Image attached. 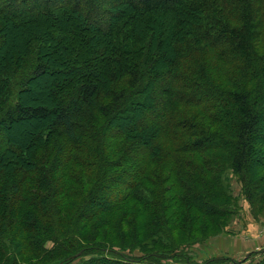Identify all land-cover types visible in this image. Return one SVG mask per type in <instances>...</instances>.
I'll list each match as a JSON object with an SVG mask.
<instances>
[{"label":"trees","instance_id":"16d2710c","mask_svg":"<svg viewBox=\"0 0 264 264\" xmlns=\"http://www.w3.org/2000/svg\"><path fill=\"white\" fill-rule=\"evenodd\" d=\"M229 172L257 219L264 0H0V264H224Z\"/></svg>","mask_w":264,"mask_h":264},{"label":"rangeland","instance_id":"374dc122","mask_svg":"<svg viewBox=\"0 0 264 264\" xmlns=\"http://www.w3.org/2000/svg\"><path fill=\"white\" fill-rule=\"evenodd\" d=\"M94 43H95V46H96L98 44L99 45L102 44V41L101 40H94ZM104 61H105L104 57H102L101 59H97V61H96L97 66L99 68H102V65H103ZM211 66H212V68H214L213 65H211ZM212 68H211V71H213ZM217 73L219 74V72H217ZM221 78L222 77L219 74V79H221ZM57 80H58V78H57L56 74H53V75L50 74V75H47L45 78H43L39 82V84H37L36 88H34V92L37 93L36 99H39L41 96H43L46 93V89L50 85L55 83ZM228 178H229V184L231 186V192L236 197V199L238 200L239 212L226 225V227L224 228L222 233H227L228 231H229V233H231V232L235 233L236 230H238L239 226L241 227V229L246 226L247 220L244 218L245 217V213L247 211H249L250 214H251V210H250V206H249L248 202L246 201L244 195L241 192V185L239 183V180H238L237 176L229 172L228 173ZM258 210H259L258 211L259 214H258L256 220H259V219H263L264 220V205H263V207L259 206ZM252 217H253V215H252ZM222 233H220V234H222ZM220 234H218L216 236L218 237ZM213 237H215V236H213ZM213 237L208 238L203 243L196 244L193 247H191L190 252H191L192 256L194 257V259H196V260L205 259V258H202V257H206V258H208V257L224 258L226 256V257H230L231 260H229V261H225L224 260L223 263L224 264H234V263H237L239 261L244 262V263L251 262V261H256L264 254V249H260V250H256V251H250L248 253L246 252V253H241V254H234V255H228V254H224L222 252L221 253H217L216 251H214V248H213L214 247V240L212 239ZM49 245H50V243L47 244V246H49ZM78 262H79L78 259H74L69 264H78Z\"/></svg>","mask_w":264,"mask_h":264},{"label":"crops","instance_id":"0c3cea01","mask_svg":"<svg viewBox=\"0 0 264 264\" xmlns=\"http://www.w3.org/2000/svg\"><path fill=\"white\" fill-rule=\"evenodd\" d=\"M244 218L247 223L242 229L239 226L235 233H229L228 231L212 238L214 240V251L234 255L264 249V220H256L249 211L245 213Z\"/></svg>","mask_w":264,"mask_h":264},{"label":"water","instance_id":"95a60500","mask_svg":"<svg viewBox=\"0 0 264 264\" xmlns=\"http://www.w3.org/2000/svg\"><path fill=\"white\" fill-rule=\"evenodd\" d=\"M58 264H62V262H59Z\"/></svg>","mask_w":264,"mask_h":264}]
</instances>
